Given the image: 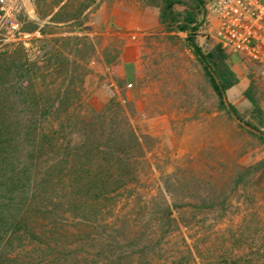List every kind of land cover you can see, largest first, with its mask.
Wrapping results in <instances>:
<instances>
[{"label":"rangeland","instance_id":"rangeland-1","mask_svg":"<svg viewBox=\"0 0 264 264\" xmlns=\"http://www.w3.org/2000/svg\"><path fill=\"white\" fill-rule=\"evenodd\" d=\"M19 1L23 29L38 33L42 53L29 60L22 44L0 30V139L10 160H35L32 129H48L49 114L66 109L47 100L65 95L69 81L93 108H106L115 98L151 138L140 194L149 197L175 183L179 200L208 196L211 211L199 225L193 221L192 230L184 229L188 242L208 246L206 263L214 262L212 252L219 249L224 264H264V169L236 176L237 169L264 160V144L245 126L253 106L244 95L253 83L264 109V69L229 54L239 82L227 98L243 117L241 127L219 109L186 33L169 32L160 23L158 1ZM206 12L197 40L208 52L218 43ZM178 211L180 218L186 215Z\"/></svg>","mask_w":264,"mask_h":264},{"label":"trees","instance_id":"trees-1","mask_svg":"<svg viewBox=\"0 0 264 264\" xmlns=\"http://www.w3.org/2000/svg\"><path fill=\"white\" fill-rule=\"evenodd\" d=\"M153 1L160 3L159 21L166 30L186 33L219 109L243 127V117L227 98V90L239 82L229 53L219 44L205 52L197 40L206 1ZM65 89L69 94L64 90L47 103L58 101L66 109L49 114L48 129H32L35 160L34 155L10 160L6 140L0 139V264H224L219 249L212 252L214 262L206 263L202 256L208 246L194 247L184 230L211 211L208 196L179 200L172 183L143 197L141 176L149 165L151 138L132 123L121 101L111 98L106 108L96 109L75 83L69 81ZM253 89L251 83L244 91L253 106L245 126L264 144V109ZM263 169L261 160L237 169L236 176ZM178 209L186 215L180 218Z\"/></svg>","mask_w":264,"mask_h":264},{"label":"built area","instance_id":"built-area-1","mask_svg":"<svg viewBox=\"0 0 264 264\" xmlns=\"http://www.w3.org/2000/svg\"><path fill=\"white\" fill-rule=\"evenodd\" d=\"M213 19L209 32L232 57L264 69V0H205ZM23 5L0 0V30L20 42L29 60L42 53L37 32L23 29Z\"/></svg>","mask_w":264,"mask_h":264}]
</instances>
